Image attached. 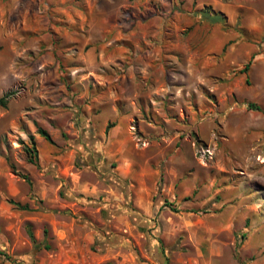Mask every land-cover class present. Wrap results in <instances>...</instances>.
<instances>
[{"label":"rangeland","instance_id":"obj_1","mask_svg":"<svg viewBox=\"0 0 264 264\" xmlns=\"http://www.w3.org/2000/svg\"><path fill=\"white\" fill-rule=\"evenodd\" d=\"M5 96L0 264H264V0H0Z\"/></svg>","mask_w":264,"mask_h":264},{"label":"trees","instance_id":"obj_2","mask_svg":"<svg viewBox=\"0 0 264 264\" xmlns=\"http://www.w3.org/2000/svg\"><path fill=\"white\" fill-rule=\"evenodd\" d=\"M216 17H219V16L216 15L213 18L215 19ZM219 18L222 19V17H219ZM250 64L251 63H248L246 65L245 69L242 70L243 73H246L249 70ZM7 96H9V95H7ZM7 96H5L2 99H0V104H5L6 103ZM109 127H111V125H109L108 128ZM39 134L42 137H44L47 141H49V142L52 141L49 133L46 130L39 129ZM25 150H26V153H27V155L29 157L30 162L33 163L34 165L38 166L39 165V154H38V150H37V147H36V142H35V139H34L33 136L30 137V145H27L25 147ZM23 178L26 179L28 182H30V179H29V177L27 175H23ZM12 203L15 204L16 206H21L20 203H18V202L12 201ZM23 208L24 209H28L27 206H25ZM28 230H29V235H30V238H31L33 244L36 246V248H41L43 246V244L42 243H37L36 240H35V238H34V235H33L32 230L30 228ZM44 244H45L46 249H50V245L49 244H47V243H44ZM0 255L6 256L1 251H0Z\"/></svg>","mask_w":264,"mask_h":264}]
</instances>
